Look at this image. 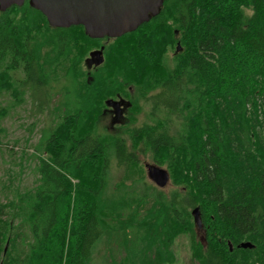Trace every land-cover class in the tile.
Listing matches in <instances>:
<instances>
[{"label":"trees","instance_id":"obj_1","mask_svg":"<svg viewBox=\"0 0 264 264\" xmlns=\"http://www.w3.org/2000/svg\"><path fill=\"white\" fill-rule=\"evenodd\" d=\"M101 45L103 63L85 71ZM116 93L134 112L147 107L148 121L99 133ZM27 95L52 118L21 154L35 160L32 184L5 185L0 264H93L104 238L100 264H171L181 235L198 264H264V0H162L110 39L12 4L0 10V133ZM146 152L182 184L142 213L124 181L109 193L108 177L112 159L127 172Z\"/></svg>","mask_w":264,"mask_h":264},{"label":"rangeland","instance_id":"obj_2","mask_svg":"<svg viewBox=\"0 0 264 264\" xmlns=\"http://www.w3.org/2000/svg\"><path fill=\"white\" fill-rule=\"evenodd\" d=\"M94 49H98V47L93 48L90 51ZM90 51H88L84 58L82 68L85 71L88 69L85 64V59L88 57ZM167 52L168 57H172V49H168ZM90 78H92V76L90 74L87 75V80ZM66 84L67 81L65 78L63 79V77L59 79V82H53L55 90H58L62 85ZM117 95L119 94L116 93L115 97L105 98L104 104L105 101L110 98L117 100ZM119 97V99H122L123 103H125L121 109V115L115 116L113 113V117H111L109 113H105V110L108 108L105 104L96 126L99 133L108 132L125 135L127 126H139L143 122L148 121L147 107L144 106L138 112H134L130 109L131 104L129 100L123 98L121 95H119ZM2 98L3 97L0 96V101L3 100ZM25 100L26 101L21 104V106L11 112L2 122L4 128L0 133V200L2 201L5 200V185H7L10 180L13 181L14 184H20L21 187L30 186L32 184L35 176V160L33 155H28L30 157L28 160H21V154L22 152L30 154L35 151V148L37 147L36 144L43 130L49 124L50 118H52L50 114L45 112L46 110L42 113L37 112V108L32 107L28 95ZM3 101H5V99ZM138 159V165L132 167L127 172L119 170L115 166V161L112 159L108 177V191L110 193L118 185V182L124 181V184L130 192L135 191L136 195L140 198V211L143 213L147 211L152 204H155L154 197L157 195L156 193H161L164 199H167L170 194L180 189L182 183H177L173 180L167 166L155 162L150 152L138 154ZM146 164H154L168 171L169 181L164 187L156 186L154 182L148 178ZM196 230L198 231V238L201 239V230L197 228ZM107 241V238H104L97 244L94 251L93 264L101 263L100 257L103 254V251L107 250L109 247L106 243ZM173 249L175 261L171 264H198V261L192 258V249L186 235H181L175 238Z\"/></svg>","mask_w":264,"mask_h":264},{"label":"water","instance_id":"obj_3","mask_svg":"<svg viewBox=\"0 0 264 264\" xmlns=\"http://www.w3.org/2000/svg\"><path fill=\"white\" fill-rule=\"evenodd\" d=\"M24 0H0V10L4 11L12 4L21 5ZM30 7L40 11L53 27L82 25L91 38L107 36L119 37L135 30L159 12L162 0H28ZM102 45L89 52L85 59L88 69L98 67L104 61ZM179 49V43H177ZM122 99H107L105 104L115 116L121 115ZM147 176L158 187H164L169 181L166 169L154 164H146ZM194 224L201 228L198 207L192 209ZM240 247L251 248L250 242H241ZM231 249V247H230Z\"/></svg>","mask_w":264,"mask_h":264},{"label":"flooded vegetation","instance_id":"obj_4","mask_svg":"<svg viewBox=\"0 0 264 264\" xmlns=\"http://www.w3.org/2000/svg\"><path fill=\"white\" fill-rule=\"evenodd\" d=\"M157 15H158V13H157L155 16H157ZM176 34H177V33H176ZM119 98H120L119 95H117V99H119ZM124 104H125V103H122V104H121V107H120L121 109L123 108ZM105 113H109V114L111 115V117H113V115H112L113 112L111 111L110 107H108V108L105 110Z\"/></svg>","mask_w":264,"mask_h":264}]
</instances>
